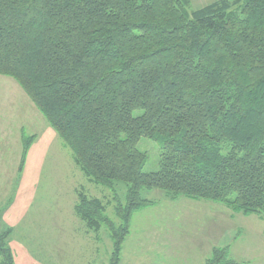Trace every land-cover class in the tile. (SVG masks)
I'll return each mask as SVG.
<instances>
[{
	"label": "trees",
	"instance_id": "trees-1",
	"mask_svg": "<svg viewBox=\"0 0 264 264\" xmlns=\"http://www.w3.org/2000/svg\"><path fill=\"white\" fill-rule=\"evenodd\" d=\"M190 4L0 0V76L113 195L81 190L75 206L89 231L111 234L110 264L121 262L135 212L152 204L144 188L264 216V0H218L191 14ZM35 139L23 136L19 175ZM141 139L160 144L158 171L143 170ZM11 235L0 224V264H15ZM207 264L236 263L216 248Z\"/></svg>",
	"mask_w": 264,
	"mask_h": 264
},
{
	"label": "rangeland",
	"instance_id": "rangeland-1",
	"mask_svg": "<svg viewBox=\"0 0 264 264\" xmlns=\"http://www.w3.org/2000/svg\"><path fill=\"white\" fill-rule=\"evenodd\" d=\"M200 8L192 2L187 10ZM23 136L36 139L19 175ZM138 148L147 154L143 170L158 171L160 144L141 139ZM81 190L105 202L113 199L77 167L72 150L20 85L0 76V224L12 229L8 245L15 264H110L111 234L105 227L89 231L75 211ZM126 191L121 184L122 203ZM141 194L152 204L133 215L120 264H207L216 248H228L236 264H264V216L185 196L173 200L158 189ZM107 215L119 224L114 205Z\"/></svg>",
	"mask_w": 264,
	"mask_h": 264
},
{
	"label": "crops",
	"instance_id": "crops-1",
	"mask_svg": "<svg viewBox=\"0 0 264 264\" xmlns=\"http://www.w3.org/2000/svg\"><path fill=\"white\" fill-rule=\"evenodd\" d=\"M216 1H218V0H190L191 3L194 2L195 4L200 5L201 8L206 7V6L212 4Z\"/></svg>",
	"mask_w": 264,
	"mask_h": 264
}]
</instances>
